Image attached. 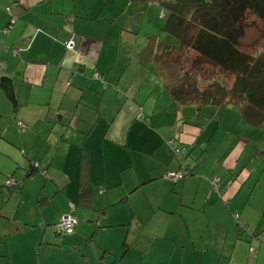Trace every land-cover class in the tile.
<instances>
[{
  "label": "crops",
  "instance_id": "0c3cea01",
  "mask_svg": "<svg viewBox=\"0 0 264 264\" xmlns=\"http://www.w3.org/2000/svg\"><path fill=\"white\" fill-rule=\"evenodd\" d=\"M170 1L145 6L147 13L161 9L154 22L162 35L163 3ZM142 2L127 6L135 13ZM101 6V0H0V74L13 80L18 101L12 105L0 86V182L17 179L8 189L0 185V240L7 224L36 217L26 209L34 195L46 235L45 208L63 193L80 210L79 224L103 230L100 264H264V170L260 162H240L246 146L235 128L226 133L232 143L224 145V111L236 105L182 106L166 99L147 106L125 78L126 67L116 69L119 54L105 50L107 37L101 42L95 33L116 21ZM156 34L148 33L142 65L152 63L142 56L148 41L161 37ZM68 40L74 43L69 51ZM3 110L23 123V132L13 128L18 136ZM153 115L172 122L166 133L151 123ZM174 149H185V156L178 159ZM185 168L191 174L181 180L164 178ZM243 224L255 235L238 230Z\"/></svg>",
  "mask_w": 264,
  "mask_h": 264
},
{
  "label": "rangeland",
  "instance_id": "374dc122",
  "mask_svg": "<svg viewBox=\"0 0 264 264\" xmlns=\"http://www.w3.org/2000/svg\"><path fill=\"white\" fill-rule=\"evenodd\" d=\"M81 1L85 3V0ZM118 1L119 0H101L102 6L100 8L102 12L106 13L112 10L116 15V21L114 27L110 29L106 26H96L95 33L98 34L101 42H104V39L107 37L105 42L106 51L111 50L115 52V55L116 53L119 54V56L117 55L116 69L124 66L126 67L124 76L131 82H134L137 96L141 101H144L147 106H149L153 100H158L159 105L166 99L170 101L171 98L165 89V84L162 77L159 75L156 64L152 61H150L152 63L149 62L150 64L146 66L139 63L140 53L147 41L149 36L148 33L156 32V35L160 34L159 29L157 30L156 28L159 21L154 22V20H156L154 18V13L159 10L157 17H160L161 9H150L149 13H147L145 6L148 5L149 0H142L144 9H138L134 13V11H130V8L127 6L129 0H126L124 4ZM137 1L139 0H136V2ZM122 24L130 28L123 31L122 29L124 27ZM106 31L109 32L108 36H106ZM160 36L161 37L158 38L159 40L163 38L164 34H160ZM239 42L240 47L247 52H253L264 48V25L255 17L248 15L243 22L242 35ZM148 53L149 52H147V58H149ZM190 53L191 52L181 53L180 55L176 54L170 60L174 63L177 60L178 63L182 62L184 70L188 69V71H191L188 66V61L192 60ZM201 68H204L203 77L213 73V78L217 77L222 79L226 87L233 82L234 77L232 75L221 73L219 70L207 65L203 60L199 63V70ZM136 71H138V75H136ZM231 109L232 110L226 108L224 111V145L232 143L231 135L227 136L228 134L226 133L235 128L239 139L244 141L246 146L240 162L251 164L260 162L261 166L259 168L263 171L264 123L259 127H255L254 124L246 120L243 116L242 105H236ZM3 112V118L10 121V124L14 123V126L10 125V128L15 132L14 135L18 136L20 132L18 131L17 133V131L13 129L18 125L17 119L10 118L11 115L9 110H3ZM10 112H12L11 106ZM140 121L143 120L141 119ZM150 121L152 124H157L158 129L163 133H166L172 125V122L169 123L164 115H153L150 117ZM17 128L19 127L17 126ZM151 135L157 138V131L152 129ZM218 139L219 135H216V138H214L212 142L217 143ZM3 142L8 145L9 151L13 153L12 144L7 141ZM150 159L154 160L155 155L151 156ZM30 160V157H27L24 163L28 165ZM182 169H184L183 166ZM197 170L202 171L200 167H196L194 170V172H196L195 174H198ZM60 172L59 170V174ZM3 179L0 185H3L4 189L12 187L6 183L8 180L9 182L17 184L15 176L7 178L6 181ZM213 182H215V179ZM262 184H264V182ZM62 194L63 193L60 194L62 201H54L52 206H47L45 208V218L50 219L51 223V225H47L49 231L46 235L43 236L44 225L43 227L39 225L42 215L38 210L37 195H34V197L28 201L26 207L29 212L35 211V213H37L36 217L27 214L23 219H17L15 222L12 221L11 225L7 224L5 226V237L0 240L1 264H100L99 258L103 257V254H100V246L103 245V240L105 239L103 230L95 228L94 225L86 229L83 224H79V221L83 219H80L75 212H79L80 210L74 208L71 201L66 200ZM46 202L47 201L43 199V205ZM97 202L98 198H95V205H97ZM65 209L68 211V215L77 219L73 236L67 234L59 235L55 229V224H57L55 220L58 218V220H60L62 218L64 214H62V212ZM20 220L21 223L17 226L16 223L20 222ZM258 233V235H260L262 231H258ZM41 242L43 243L40 244ZM64 249L66 250L64 251ZM96 254H98V257H96ZM165 262L166 259L163 260V264H165Z\"/></svg>",
  "mask_w": 264,
  "mask_h": 264
},
{
  "label": "trees",
  "instance_id": "16d2710c",
  "mask_svg": "<svg viewBox=\"0 0 264 264\" xmlns=\"http://www.w3.org/2000/svg\"><path fill=\"white\" fill-rule=\"evenodd\" d=\"M163 10L164 36L148 41L142 62L156 64L171 99L182 106L242 105L245 119L255 127L261 126L264 48L247 52L240 47L239 39L248 15L264 25V0H172L163 3ZM187 52H191L192 60L188 61L191 71L184 70L182 62L170 60ZM201 60L223 74L232 75L233 82L226 87L222 79L213 78V73L203 77L204 68L199 70ZM0 86L10 103L18 105L13 80L1 73ZM185 170L184 177L191 174L188 168ZM238 230L255 235L244 224Z\"/></svg>",
  "mask_w": 264,
  "mask_h": 264
},
{
  "label": "built area",
  "instance_id": "2783aa9c",
  "mask_svg": "<svg viewBox=\"0 0 264 264\" xmlns=\"http://www.w3.org/2000/svg\"><path fill=\"white\" fill-rule=\"evenodd\" d=\"M6 10L10 11L9 8H7ZM2 31H3V33H8V27L4 28ZM73 45H74V43L71 40H68L65 42V47H66V49H68V51L72 50ZM14 53H15V51H14ZM17 124H18L19 130L21 132H23L24 131L23 123L19 121ZM172 147H173V145H172ZM173 152H174V155L178 159H181L182 155H184V150H182V149H174ZM183 177H184V173L182 171H176L174 173H168L164 176L165 179H168L170 181H178V180L183 179ZM6 183H8V185H12V184L15 185L14 182H9V180L6 181ZM235 217H237V216H235ZM76 220L77 219L75 217H72L70 215L63 216L61 218L60 222L55 224L56 232L58 234H60V233L61 234L72 233L75 229L76 224H77Z\"/></svg>",
  "mask_w": 264,
  "mask_h": 264
},
{
  "label": "water",
  "instance_id": "95a60500",
  "mask_svg": "<svg viewBox=\"0 0 264 264\" xmlns=\"http://www.w3.org/2000/svg\"><path fill=\"white\" fill-rule=\"evenodd\" d=\"M183 156H185V149H184V155H182V157H183ZM32 166H34V167L37 166V163H34V165L32 164ZM16 185H17V184H15L14 186H16ZM14 186H13V187H14ZM262 232H263V231H262ZM258 234H259V233H258Z\"/></svg>",
  "mask_w": 264,
  "mask_h": 264
}]
</instances>
